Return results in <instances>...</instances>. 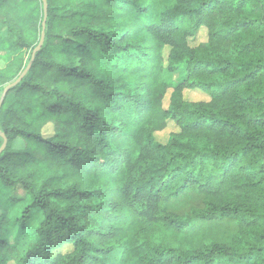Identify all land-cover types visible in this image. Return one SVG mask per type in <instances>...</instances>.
Here are the masks:
<instances>
[{
  "label": "trees",
  "instance_id": "16d2710c",
  "mask_svg": "<svg viewBox=\"0 0 264 264\" xmlns=\"http://www.w3.org/2000/svg\"><path fill=\"white\" fill-rule=\"evenodd\" d=\"M48 4L34 54L43 1L0 0V203L42 213L0 264H264V0Z\"/></svg>",
  "mask_w": 264,
  "mask_h": 264
},
{
  "label": "rangeland",
  "instance_id": "374dc122",
  "mask_svg": "<svg viewBox=\"0 0 264 264\" xmlns=\"http://www.w3.org/2000/svg\"><path fill=\"white\" fill-rule=\"evenodd\" d=\"M207 31L203 28L196 38H194L191 43L193 45L198 44L206 40ZM169 53L170 47H166L164 49V58L166 65V79L171 85H176L181 79L184 77L186 71L184 67H179L176 70L170 71L169 66ZM3 94V93H2ZM0 94V98H1ZM186 98L189 100H207L209 96L204 94L199 90H187L185 92ZM166 105L168 104V98L166 99ZM177 130V126L174 122L170 121L168 127L158 133V138L162 141H165L169 134L173 131ZM43 133L46 135L54 133V127L52 125H48L44 128ZM1 187V186H0ZM2 201L0 203V214H7L10 223L6 226V230L8 232V238L11 243H18L19 247L25 249L28 243L31 240H34L36 235V229L39 227L40 221L42 219V213L38 209H34L29 214V220L26 223V230L23 231L21 228V219L28 215L29 204L31 203V198L28 193L23 190L14 192L10 189H2Z\"/></svg>",
  "mask_w": 264,
  "mask_h": 264
},
{
  "label": "water",
  "instance_id": "95a60500",
  "mask_svg": "<svg viewBox=\"0 0 264 264\" xmlns=\"http://www.w3.org/2000/svg\"><path fill=\"white\" fill-rule=\"evenodd\" d=\"M43 1V4H44V20H43V32H42V37H41V41L39 43V45L35 48L34 50V54L36 53V51H38L43 43H44V39H45V30H46V25H47V18H48V7H49V4H48V0H42ZM30 69V65L27 66V68L22 72V74L12 83L8 84L5 88H4V91H3V94L1 96V99H0V108L4 102V99L6 97V94L8 93V91L14 87L15 85H17L23 78L24 76L26 75V73L28 72V70ZM3 137H4V143L2 145V147L0 148V154L2 153V151L4 150V148L6 147V144H7V138L5 137V134L4 133H0Z\"/></svg>",
  "mask_w": 264,
  "mask_h": 264
}]
</instances>
